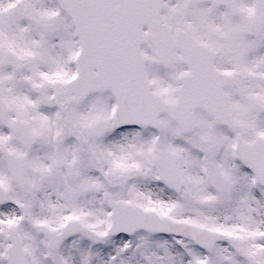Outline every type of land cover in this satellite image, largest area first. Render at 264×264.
I'll list each match as a JSON object with an SVG mask.
<instances>
[{"label": "snow or ice", "instance_id": "snow-or-ice-1", "mask_svg": "<svg viewBox=\"0 0 264 264\" xmlns=\"http://www.w3.org/2000/svg\"><path fill=\"white\" fill-rule=\"evenodd\" d=\"M0 264H264V0H0Z\"/></svg>", "mask_w": 264, "mask_h": 264}]
</instances>
